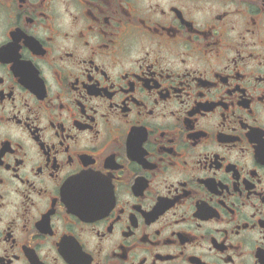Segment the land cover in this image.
<instances>
[{"label": "flooded vegetation", "instance_id": "flooded-vegetation-1", "mask_svg": "<svg viewBox=\"0 0 264 264\" xmlns=\"http://www.w3.org/2000/svg\"><path fill=\"white\" fill-rule=\"evenodd\" d=\"M0 264H264V0H0Z\"/></svg>", "mask_w": 264, "mask_h": 264}]
</instances>
